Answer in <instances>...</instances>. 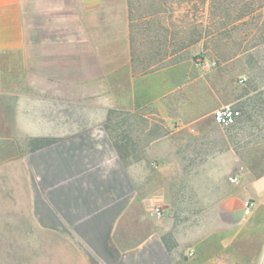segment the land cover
Masks as SVG:
<instances>
[{
  "label": "crops",
  "instance_id": "obj_1",
  "mask_svg": "<svg viewBox=\"0 0 264 264\" xmlns=\"http://www.w3.org/2000/svg\"><path fill=\"white\" fill-rule=\"evenodd\" d=\"M133 43L127 0H0V142L25 193L0 207L28 220L0 235L13 240L0 264H264V178L198 179L168 136L150 137V116L178 130L200 110L174 103L167 68L144 70ZM114 110L147 146L122 147ZM23 137L52 142L22 152Z\"/></svg>",
  "mask_w": 264,
  "mask_h": 264
},
{
  "label": "rangeland",
  "instance_id": "obj_2",
  "mask_svg": "<svg viewBox=\"0 0 264 264\" xmlns=\"http://www.w3.org/2000/svg\"><path fill=\"white\" fill-rule=\"evenodd\" d=\"M127 4L135 58L142 60L146 71L166 67L167 79L176 87L174 103L187 109L197 105L200 110L197 124L178 130L155 128L156 117L150 116V137L155 132L168 136L165 150L183 154L198 179L206 169L221 182L225 178L231 182L237 174L264 178V0H127ZM243 77L246 80L240 81ZM229 103L241 107L243 117L222 128L210 112ZM9 116L11 112L0 107V121ZM108 117L118 123L107 130L122 147L136 151L147 146V138L141 140V122L129 126L136 121L133 114L114 110ZM127 134L134 140L131 146L124 142ZM1 136H9L3 126ZM25 139L22 152L29 151L30 141ZM13 149L14 144L0 142V202L25 200L24 192L14 191L18 186ZM19 210L24 211L0 207V235L20 225L28 228ZM8 243L13 240L0 239V245Z\"/></svg>",
  "mask_w": 264,
  "mask_h": 264
},
{
  "label": "built area",
  "instance_id": "obj_3",
  "mask_svg": "<svg viewBox=\"0 0 264 264\" xmlns=\"http://www.w3.org/2000/svg\"><path fill=\"white\" fill-rule=\"evenodd\" d=\"M244 80V77L240 79V81ZM212 115L218 125H220L222 128H228L235 125L239 121L242 116V111L238 106L229 103L214 109ZM236 180L237 177L231 178V181L233 182ZM253 205L254 201L252 199L248 200L246 203V208L244 209V214H248ZM154 212L160 214L162 213V209L160 207H155Z\"/></svg>",
  "mask_w": 264,
  "mask_h": 264
},
{
  "label": "trees",
  "instance_id": "obj_4",
  "mask_svg": "<svg viewBox=\"0 0 264 264\" xmlns=\"http://www.w3.org/2000/svg\"><path fill=\"white\" fill-rule=\"evenodd\" d=\"M34 142H39V143H37L39 145H34ZM51 142L52 141L50 139H46V138H33V139L30 140V144L29 145H30V147L32 149H35L37 147L43 146V145L51 143Z\"/></svg>",
  "mask_w": 264,
  "mask_h": 264
}]
</instances>
